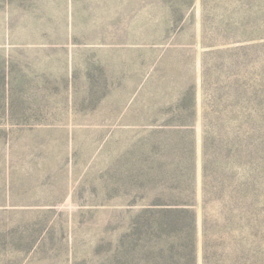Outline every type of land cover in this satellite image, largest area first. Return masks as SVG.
I'll return each instance as SVG.
<instances>
[{"label": "rangeland", "instance_id": "374dc122", "mask_svg": "<svg viewBox=\"0 0 264 264\" xmlns=\"http://www.w3.org/2000/svg\"><path fill=\"white\" fill-rule=\"evenodd\" d=\"M162 1L0 0V264H189L187 213L164 218L145 210L191 201L185 176L178 172L170 181L164 172L166 146L187 142L165 130L177 126L170 110L179 86L191 82L194 264H203L202 115L212 118L217 108L228 115L206 126L255 132L246 170L252 190L243 199L248 208L230 210L235 193L214 190L207 197L210 264H264V45L253 54L252 98L218 104L214 92L230 80L228 62L206 54L203 72L209 47L200 44L201 0L184 6L188 29L170 39L163 33L170 10ZM226 9L224 0L203 6L209 22L227 16ZM245 13L263 32L264 0H251ZM194 40L186 48L171 44ZM174 216L182 231L161 236ZM237 224L242 229L233 244L227 232Z\"/></svg>", "mask_w": 264, "mask_h": 264}, {"label": "trees", "instance_id": "16d2710c", "mask_svg": "<svg viewBox=\"0 0 264 264\" xmlns=\"http://www.w3.org/2000/svg\"><path fill=\"white\" fill-rule=\"evenodd\" d=\"M177 0H163V4L170 10L166 16V23L163 27V33L165 38L170 39V37H177L185 34L187 31L186 24L187 20L184 12V6H193L195 0H179L176 5L174 2ZM202 2V17H201V27H200V44L203 47H209L203 52V72L205 74L206 54L215 52L216 54H221L224 59L228 62V75L230 80L226 82L225 89L223 91L215 90L217 94V102L220 104L225 101L226 98L234 96V102L231 104L236 105L240 103V100L248 101L252 98L254 94V81H253V70L252 66L255 65L253 54L256 52L260 45H264V40L259 41L264 38L263 32H256L253 26L247 21L248 7L251 0H224L227 5V11L229 12L227 16L222 17L221 20L215 22V20L208 21L207 15L203 12V6L206 0H201ZM220 21V22H219ZM219 22V23H218ZM217 23V24H216ZM214 24V25H213ZM194 39V38H193ZM196 40L192 42H172V45H177L179 47L186 48L189 45H193ZM171 45L170 43H167ZM168 73L172 72L171 64L167 65ZM204 78V77H203ZM204 80V79H203ZM205 81V80H204ZM171 83V80H169ZM185 82V81H184ZM187 86V87H186ZM181 92L179 99L176 104L174 103V108L170 110V119L176 123L177 126H167L166 132H175L184 134L186 137L185 146L181 145H168L164 151L170 156L167 169L164 172L167 173L168 180L175 177L173 180H177L179 175H183L186 178L185 189L191 193V201L183 203V206L171 207L170 204L179 203H165L160 207L147 206L145 212L149 213H160L164 218L171 217L174 212H184L187 213L189 219L185 224V229L189 236V241L187 243V260L189 264L195 263V243H194V232H195V214H194V194L196 192V137L194 133V126L192 122L196 116L195 108V91L196 86L194 82L180 85ZM214 113V117L210 118L207 111H203V124L202 135H201V185H202V208H203V218H202V228H203V244H202V262L203 264H210L213 252H211L209 240H208V220L206 217V207L208 205L207 197L214 190L222 191L235 200L236 203L231 204L230 210L239 213L242 209L248 208V205L243 203V199L250 194L249 191L252 190L251 177L247 175V169L249 167L250 159L252 158V136L255 132L253 126H206L209 123L214 124L215 122L222 121L223 117H218L216 115L226 114L224 109H212L210 110ZM245 113V112H243ZM241 114H230V116H237ZM188 121L187 125L181 122L183 117ZM216 116V117H215ZM231 118V117H229ZM252 119L249 118L248 121ZM231 121V120H230ZM228 122V121H225ZM169 125H173L170 123ZM180 125V126H179ZM184 170V173L182 172ZM180 174L176 177V173ZM219 174L222 177H217ZM171 181V180H170ZM169 188V187H168ZM177 188V187H175ZM178 187L177 189H180ZM166 197L171 194L164 192ZM173 197V196H172ZM162 205H164L162 207ZM169 205V206H167ZM177 209V210H174ZM239 220L243 217L239 214H234ZM179 218L175 217L170 219L169 227L170 230H163L160 235L163 234L169 236L178 235V230L182 231V227L174 228L175 222ZM164 219L161 220V223ZM224 220V215H223ZM229 218L225 217V222ZM150 226L153 223L147 222ZM227 226V225H226ZM228 227V226H227ZM238 229L241 232L242 224H237L236 229H231L228 227L229 239L233 240V244L238 242Z\"/></svg>", "mask_w": 264, "mask_h": 264}]
</instances>
